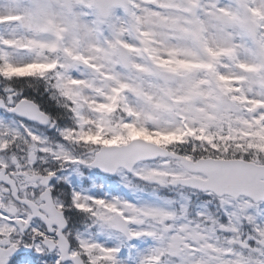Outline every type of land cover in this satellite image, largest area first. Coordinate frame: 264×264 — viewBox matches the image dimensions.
Returning a JSON list of instances; mask_svg holds the SVG:
<instances>
[{
	"label": "snow or ice",
	"instance_id": "1",
	"mask_svg": "<svg viewBox=\"0 0 264 264\" xmlns=\"http://www.w3.org/2000/svg\"><path fill=\"white\" fill-rule=\"evenodd\" d=\"M0 264H264V0H0Z\"/></svg>",
	"mask_w": 264,
	"mask_h": 264
}]
</instances>
